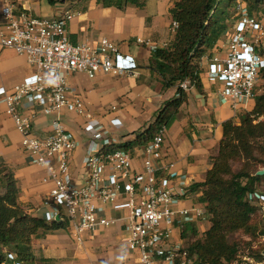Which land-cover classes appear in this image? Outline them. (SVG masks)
<instances>
[{
	"label": "built area",
	"instance_id": "1",
	"mask_svg": "<svg viewBox=\"0 0 264 264\" xmlns=\"http://www.w3.org/2000/svg\"><path fill=\"white\" fill-rule=\"evenodd\" d=\"M0 11L4 22L0 46L25 56L34 68L12 90L0 87V102L5 103L7 115L22 136L24 152L32 163L48 172L43 181L51 188L43 219L51 223L59 217L57 222L65 224L64 229L77 243H82L86 235L121 222L127 248L143 264H208L190 250L192 242L183 237L187 224L197 222L207 210L183 206L190 199V186L184 176L171 173L174 163L164 159L167 127L163 126L143 147L112 149L117 144L111 131L99 125L69 86L68 76L73 73H84L90 79L136 75V59L123 54L107 38L97 45L73 43L68 27L76 14L71 10L43 18L5 1ZM249 12L247 2H237L225 34V57H207L208 76L223 84L221 101L234 110L240 102L254 99L264 69V11ZM177 27L173 21V33ZM138 42L152 45L150 40ZM195 86L190 79L180 83L185 92ZM66 113L83 119L82 131L87 137L80 181L70 170L79 142L65 124ZM40 114L51 117V131L46 136L34 131ZM121 125L118 119L110 121L111 127ZM245 201L264 223V180L247 192ZM245 240L247 243L222 264H264V233ZM5 256L2 264H23L14 252L5 250Z\"/></svg>",
	"mask_w": 264,
	"mask_h": 264
},
{
	"label": "crops",
	"instance_id": "2",
	"mask_svg": "<svg viewBox=\"0 0 264 264\" xmlns=\"http://www.w3.org/2000/svg\"><path fill=\"white\" fill-rule=\"evenodd\" d=\"M5 1L43 18H53L71 10L76 14L68 27L73 43L97 45L102 38H107L116 43L123 54L136 59V75H99L94 79L84 73L68 76L70 88L83 99L86 109L94 114L99 125L111 131L116 144L133 140L136 133L155 120L161 106L176 97V87L164 86L151 59L155 49H167L174 40L171 10L180 0H122L120 5L116 0L110 4L99 0H0V4ZM3 23L0 11V30ZM139 39L150 40L152 45L140 44ZM226 50L224 35L199 61L200 87L195 86L186 92L187 100L165 135L164 159L174 163L171 173L184 176L190 187L203 183L211 170L212 159L223 138V124L227 121L239 124L241 115L254 106V99L242 101L234 110L230 104L221 101L219 91L223 84L208 76L207 57L217 55L223 58ZM33 72L34 68L25 56L0 46V87L10 91ZM112 119L120 120L122 125L111 127ZM64 121L79 142L70 170L80 181L87 154L83 119L66 113ZM34 131L39 136L48 135L51 117L40 114ZM0 162L14 173L19 188V205L30 215L44 218L51 188L50 183L43 181L48 172L32 163V158L24 152L22 136L7 115L3 102H0ZM201 195V191L191 192L190 199L183 206L206 208L200 201ZM108 216L114 217L113 213ZM191 225L196 231L194 238L203 237L211 226L210 215L207 213L186 227ZM188 235L193 234L189 231ZM31 253L34 264H143L127 248L121 222L86 235L82 243H77L65 229L41 230L32 240Z\"/></svg>",
	"mask_w": 264,
	"mask_h": 264
},
{
	"label": "trees",
	"instance_id": "3",
	"mask_svg": "<svg viewBox=\"0 0 264 264\" xmlns=\"http://www.w3.org/2000/svg\"><path fill=\"white\" fill-rule=\"evenodd\" d=\"M110 4L113 0H99ZM120 5L122 0H116ZM134 1V0H130ZM241 0H180L171 15L178 23L174 40L167 49H155L151 63L163 79L165 87H176L177 95L166 101L150 125L136 133L133 140L112 145V149L134 150L148 144L158 131L169 128L187 100L180 87L185 79L200 87L199 61L226 34L231 20V9ZM250 7L249 14L264 11V0H243ZM172 21V22H173ZM264 80V69L259 80ZM253 108L241 115L240 123L227 121L223 124V138L219 151L212 159V168L203 183L190 187L191 192L201 191L200 201L210 213L211 226L203 237L194 238L196 231L191 225L183 232L190 238V250L208 264H222L232 258L238 247L247 242L239 235L255 238L264 233V223L255 215L254 209L245 201L247 192L264 180L256 175L264 168V123L254 121L264 116V94L255 96ZM241 157L254 160L258 165L251 173L250 166L237 173L232 162ZM19 188L11 169L0 162V264L6 261L5 250L18 255L23 264H34L31 253L32 240L41 230L64 229L62 222L47 223L34 217L18 203ZM191 231L193 235H188ZM238 235V236H237Z\"/></svg>",
	"mask_w": 264,
	"mask_h": 264
},
{
	"label": "rangeland",
	"instance_id": "4",
	"mask_svg": "<svg viewBox=\"0 0 264 264\" xmlns=\"http://www.w3.org/2000/svg\"><path fill=\"white\" fill-rule=\"evenodd\" d=\"M264 94V80H259L258 82V86L256 88V95L255 96H259V95H262ZM255 98V97H254ZM258 122H262L264 123V116H261L259 118H257L254 123H258ZM264 141V140H263ZM264 144V142H263ZM249 159H246L245 157H241L239 158L238 160H236L235 162H232V171L233 173H237L239 172L241 169L243 168H247V167H251L250 170H251V173L255 172V169L256 167L258 168V165L255 163L254 160H250L248 161ZM263 168H260V170H262ZM259 170V171H260ZM207 213L210 215V213L207 211ZM211 217V215H210ZM208 228V225L205 226V229ZM259 234V233H258ZM238 236V235H237ZM239 237H241V240L242 241H246L245 239L248 238V235H239ZM189 238V237H188Z\"/></svg>",
	"mask_w": 264,
	"mask_h": 264
},
{
	"label": "water",
	"instance_id": "5",
	"mask_svg": "<svg viewBox=\"0 0 264 264\" xmlns=\"http://www.w3.org/2000/svg\"><path fill=\"white\" fill-rule=\"evenodd\" d=\"M258 175L259 176H263L264 175V170L263 171H259L258 172ZM58 220H59V217L56 218V221H58Z\"/></svg>",
	"mask_w": 264,
	"mask_h": 264
}]
</instances>
